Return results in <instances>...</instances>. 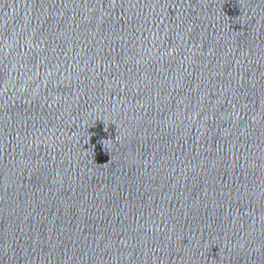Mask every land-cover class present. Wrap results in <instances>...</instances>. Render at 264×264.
I'll list each match as a JSON object with an SVG mask.
<instances>
[{
	"label": "water",
	"instance_id": "1",
	"mask_svg": "<svg viewBox=\"0 0 264 264\" xmlns=\"http://www.w3.org/2000/svg\"><path fill=\"white\" fill-rule=\"evenodd\" d=\"M0 264H264V0H0Z\"/></svg>",
	"mask_w": 264,
	"mask_h": 264
}]
</instances>
